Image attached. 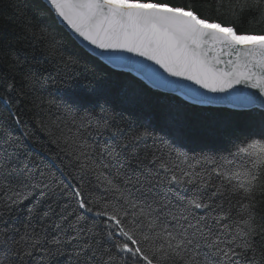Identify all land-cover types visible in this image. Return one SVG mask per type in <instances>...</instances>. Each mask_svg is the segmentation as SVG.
Returning <instances> with one entry per match:
<instances>
[{
  "label": "snow or ice",
  "instance_id": "1",
  "mask_svg": "<svg viewBox=\"0 0 264 264\" xmlns=\"http://www.w3.org/2000/svg\"><path fill=\"white\" fill-rule=\"evenodd\" d=\"M46 6L90 56L139 78L105 69L55 113L48 101L39 126L54 148L37 147L20 112L0 121V264H264V216L243 203L264 190V28L243 27L264 23V0L229 5L228 21L170 0ZM50 35L27 22L7 42L22 75L5 105L43 104L48 77L20 54L50 44L52 56ZM217 104L228 107H194Z\"/></svg>",
  "mask_w": 264,
  "mask_h": 264
},
{
  "label": "trees",
  "instance_id": "2",
  "mask_svg": "<svg viewBox=\"0 0 264 264\" xmlns=\"http://www.w3.org/2000/svg\"><path fill=\"white\" fill-rule=\"evenodd\" d=\"M176 4H189L194 3L201 8V11L205 15H212L215 18L219 15L221 20L228 21L233 17L228 13L231 11L229 5H237L241 0H170ZM224 4L225 8L220 10V13L207 11L208 6L211 5L215 9L216 5ZM10 7L5 8V6ZM222 13V14H221ZM31 22L36 29L47 28V31L51 34L48 39L51 40L55 37L56 47L53 50V55L46 57L42 54L43 49H50V44L39 45L36 44V51L33 53L32 49L27 50V55L21 53V57L25 60V70L27 65L34 64L36 67L42 66L44 74L48 77L44 83L43 90L35 93L34 95L41 96L43 104L40 108L34 107L27 98H24L23 103H13L5 105L0 100V121L11 124L10 112L15 114L20 112L23 114L24 124L22 128L26 126V130L33 133L37 147L44 145L45 147H55L49 144L50 136L48 132L41 130L39 122L43 119L48 120L46 110L50 107L48 101H52L51 111L55 113L57 111L56 105L61 104L63 100L67 99L72 92L77 91L78 87H86L89 82H94L95 79L103 76L108 78V69L111 72L121 73L119 76H111L110 78L115 81H126L127 77H135L131 73L118 71L99 58L89 55L85 50L68 32L67 30L58 24L54 18L47 12L46 3L42 0H0V40L4 41V46L0 50V96H6L9 94L8 85L16 83L19 85L21 79V72L17 71L11 63V57L17 50L11 45H8V41H13L20 38L21 29L24 24ZM243 27L260 31L264 28V23L259 22V17L256 15H249L244 19ZM63 57L66 60L68 57L76 58L80 61V64L75 68L69 66L65 68L63 66ZM19 67V66H17ZM142 83H144L142 81ZM147 86V84L145 83ZM153 91H156L153 89ZM19 94L23 98V91L17 87L15 92L11 95L16 97ZM40 103V101H37ZM195 108H216L222 107H203L194 105ZM43 109V111L41 110ZM61 111L63 109L61 108ZM199 150V149H198ZM232 152H236V147L231 148ZM222 155H227V152H222ZM245 165L250 166L247 157L241 154L240 158ZM255 159L254 157L252 158ZM237 167L240 164L237 163ZM235 170V169H233ZM224 208L227 210L232 208L236 204V199L231 201V204L227 199L221 201ZM245 204H250L256 209V215L264 216V190H257L252 193L251 197L247 201H243ZM235 212V208H233Z\"/></svg>",
  "mask_w": 264,
  "mask_h": 264
},
{
  "label": "water",
  "instance_id": "3",
  "mask_svg": "<svg viewBox=\"0 0 264 264\" xmlns=\"http://www.w3.org/2000/svg\"><path fill=\"white\" fill-rule=\"evenodd\" d=\"M42 1H44L45 3H46V0H42ZM62 27H64L62 24H60ZM65 28V27H64ZM66 29V28H65ZM67 30V29H66ZM67 32L85 49V50H87L88 51V49H87V47H86V42L85 43H82L79 39H77V38H75L71 33H70V31L69 30H67ZM125 55H130V54H127V53H125ZM94 56V55H93ZM95 57H97V58H99L102 62H104L105 64H107L105 61H103V59L101 58V57H98V56H95ZM134 59H143V58H140V57H134ZM145 63H150V62H147V61H145ZM108 65V64H107ZM108 66H110L111 67V65H108ZM155 67V66H154ZM112 68V67H111ZM113 69H115V70H118V71H123V72H127V73H131V74H133L134 76H136L137 77V75H136V73L135 72H130V71H128L127 69H116V68H113ZM139 78V77H138ZM140 79H142V78H140ZM146 84H147V82L146 81H144ZM180 82L181 83H191V82H189V81H184V80H180ZM162 91V90H161ZM198 106H206V107H228L227 105H223V104H217V105H198Z\"/></svg>",
  "mask_w": 264,
  "mask_h": 264
},
{
  "label": "rangeland",
  "instance_id": "4",
  "mask_svg": "<svg viewBox=\"0 0 264 264\" xmlns=\"http://www.w3.org/2000/svg\"><path fill=\"white\" fill-rule=\"evenodd\" d=\"M138 78V77H137ZM142 80V79H141ZM143 81V80H142ZM144 82V81H143ZM145 83V82H144ZM204 107H206V106H204ZM223 108H226V107H223Z\"/></svg>",
  "mask_w": 264,
  "mask_h": 264
}]
</instances>
